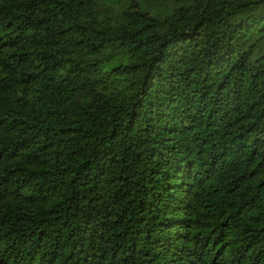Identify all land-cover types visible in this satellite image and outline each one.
<instances>
[{"label":"trees","instance_id":"trees-1","mask_svg":"<svg viewBox=\"0 0 264 264\" xmlns=\"http://www.w3.org/2000/svg\"><path fill=\"white\" fill-rule=\"evenodd\" d=\"M0 264H264V0H0Z\"/></svg>","mask_w":264,"mask_h":264}]
</instances>
